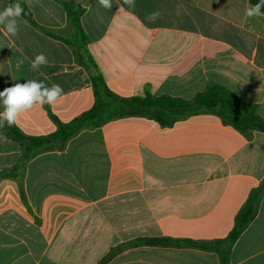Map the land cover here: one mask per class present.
<instances>
[{
    "label": "crops",
    "instance_id": "crops-1",
    "mask_svg": "<svg viewBox=\"0 0 264 264\" xmlns=\"http://www.w3.org/2000/svg\"><path fill=\"white\" fill-rule=\"evenodd\" d=\"M69 1L83 10V36L57 0H0V11L21 3L27 21L16 36L0 26V92L26 80L64 90L55 105L21 116L24 135L53 133L52 116L66 124L93 106L88 60L118 96L191 100L220 85L264 119V16L246 15L250 0H135L134 8L112 0L110 10ZM38 54L48 64L34 71ZM12 169L0 177V264H98L110 254L104 264H264V194L236 240H224L264 180V131L243 133L207 112L167 127L124 116L23 160L0 129V173Z\"/></svg>",
    "mask_w": 264,
    "mask_h": 264
},
{
    "label": "trees",
    "instance_id": "trees-1",
    "mask_svg": "<svg viewBox=\"0 0 264 264\" xmlns=\"http://www.w3.org/2000/svg\"><path fill=\"white\" fill-rule=\"evenodd\" d=\"M57 1L63 6L72 26L78 31L80 36H83L79 24V17L83 12L81 7L73 4L69 0ZM250 3L255 5L258 3V0H250ZM85 66L88 70L94 93V104L88 111L80 114L66 124L59 122L52 116L56 122L57 129L53 133L45 136H26L15 125L11 127H0L10 138L19 142L22 146L23 160L39 151L63 145L68 138L83 126L97 127L112 118L124 116H140L154 119L161 126L167 127L171 126L179 118L190 114L207 112L219 116L225 123L232 125L243 133L252 129L264 131V119L255 113V106L240 101L232 92L223 86L210 85L204 91L197 93L191 100H183L166 95L154 96L149 93H145L142 96L121 97L112 93L107 88L104 79L91 61L88 60ZM14 171L15 169L1 172L0 177L14 176ZM262 194H264V180L249 193L246 201L236 214L234 226L224 239L225 243L231 244L234 242L242 230L253 219ZM136 242L149 245L183 244L199 246L206 249L210 247L207 244L197 245L189 240H172L167 238H142ZM110 255L106 256L98 264H104ZM221 258L225 261L226 255L222 254Z\"/></svg>",
    "mask_w": 264,
    "mask_h": 264
},
{
    "label": "clouds",
    "instance_id": "clouds-1",
    "mask_svg": "<svg viewBox=\"0 0 264 264\" xmlns=\"http://www.w3.org/2000/svg\"><path fill=\"white\" fill-rule=\"evenodd\" d=\"M29 6H33L37 0H25ZM99 4L107 10L112 8V0H99ZM124 4L135 7V0H124ZM264 0L248 7L246 15L248 17L264 16ZM24 15V7L16 2L6 6L0 11V26L6 36H16L19 31V24H27L21 19ZM160 16L159 12L150 14L147 19L154 22ZM24 63L23 59L18 60L17 68ZM48 64V59L44 54H38L31 62V69L38 71L42 66ZM64 94L63 88L59 84L53 83L48 86L43 81L26 80L23 83H14L0 92V103L3 111L0 112V127H11L17 125L21 116L35 106L45 104L53 106Z\"/></svg>",
    "mask_w": 264,
    "mask_h": 264
}]
</instances>
